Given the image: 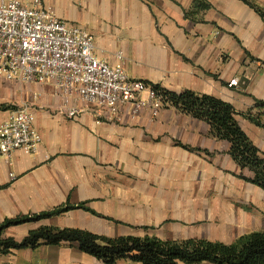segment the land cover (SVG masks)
<instances>
[{"label": "crops", "instance_id": "obj_1", "mask_svg": "<svg viewBox=\"0 0 264 264\" xmlns=\"http://www.w3.org/2000/svg\"><path fill=\"white\" fill-rule=\"evenodd\" d=\"M29 1V0H24ZM85 27L97 56L126 57L127 74L172 92L213 95L244 113L264 101V0H42ZM50 84L7 79L0 69V123L31 109L41 136L32 153L0 160V225L85 203L5 230L75 228L100 236L232 243L264 231V189L230 154V142L198 118L164 107L133 117L94 108L70 118ZM264 155V128L242 116ZM0 264H106L77 244L0 252ZM116 264H143L119 259Z\"/></svg>", "mask_w": 264, "mask_h": 264}, {"label": "built area", "instance_id": "obj_2", "mask_svg": "<svg viewBox=\"0 0 264 264\" xmlns=\"http://www.w3.org/2000/svg\"><path fill=\"white\" fill-rule=\"evenodd\" d=\"M126 57L111 64L95 52L85 27L61 20L42 0H0V69L10 80L50 84L70 118L94 108L133 117L149 112L157 118L165 107L153 84L127 74ZM31 109L15 111L0 123V160L15 150L32 153L41 136Z\"/></svg>", "mask_w": 264, "mask_h": 264}, {"label": "trees", "instance_id": "obj_3", "mask_svg": "<svg viewBox=\"0 0 264 264\" xmlns=\"http://www.w3.org/2000/svg\"><path fill=\"white\" fill-rule=\"evenodd\" d=\"M153 87L162 95L165 107H175L206 121L214 135L228 140L230 154L235 161L243 170L253 172L251 178L244 175L240 177L264 189V155L239 122V116H242L264 128V101L257 100L252 109L240 113L232 104L213 95L191 90L177 93L157 84H153ZM73 208L87 209L85 203L77 206L68 204L37 215L5 220L0 225V252L9 253L15 249H36L43 244L60 245L68 242L77 244L82 251L106 264H116L119 259L143 264H264V231L243 234L232 243L206 239L161 240L150 236L109 238L80 229L50 226L31 230L22 241L5 236V230L10 226L52 217Z\"/></svg>", "mask_w": 264, "mask_h": 264}]
</instances>
